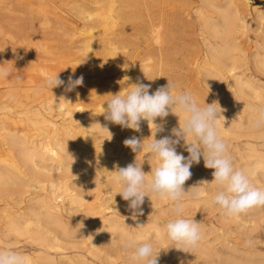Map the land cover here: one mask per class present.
<instances>
[{"label":"bare ground","instance_id":"bare-ground-1","mask_svg":"<svg viewBox=\"0 0 264 264\" xmlns=\"http://www.w3.org/2000/svg\"><path fill=\"white\" fill-rule=\"evenodd\" d=\"M100 1L105 2L108 6L100 4ZM116 1L97 0L94 2L96 13L94 15L88 14L86 17V20L90 21V25L79 29L80 34L87 33L84 38V47L82 48L85 52L88 53L94 44L95 37L90 26L101 24L104 28H109L110 25L115 23L117 16L126 13L122 9L114 13L113 5ZM201 1L205 6L217 7L212 0ZM26 2H28L27 8L31 9L33 6L31 0H26ZM163 2L164 0L158 5V8L160 7L159 12L149 18L151 19L150 26L145 27L141 31V48H136L133 54H125L124 60L115 58L117 54H120L115 52L116 41L108 38L104 33L100 36V40L104 45L103 50L109 53V63L114 62L109 65L111 74L116 76V83L115 79L111 80L109 83L113 81L112 86H108V89L100 93V95L109 100L112 95L118 93L121 95L126 94L130 90L131 85L137 82L150 84L151 93L157 88L167 85L168 81L174 86L173 91L175 93L183 90V86L180 83L182 79L195 78L198 84L204 85L205 88L209 89L217 101L219 113L217 121L218 131L227 146V152L234 166L245 170L254 186L264 189V127L256 128L253 126L257 110L264 108V93L248 77L245 79L242 77L243 72L241 70L245 67L247 69L248 65L246 63L245 67L241 65L245 58L242 57L243 49L242 51L239 49V42L237 43V36L235 35L245 33L243 32L244 29H247V26L251 24L246 19L247 14L242 10V6H248L247 1L226 0L225 7H220L222 4L218 6L215 11H217L221 19V24H211L206 21L208 20L207 17L206 20L201 21L203 29L201 34L205 35L202 41L203 39L206 41L203 45L205 50H202L200 57L192 63L193 68L173 67L176 63L182 62L181 64H185V62L181 59V55H183L181 51L183 52V50L174 41L175 26L173 28L175 31L169 25L168 27L166 26L173 19V9L164 11ZM42 3L39 2L38 10L46 17L48 13ZM220 8L225 9L218 10ZM210 18L211 21L212 19L214 20V18ZM202 19H204L203 16ZM257 19L261 20V17ZM261 24L258 25V28H260ZM261 29H264V27H261ZM260 32L259 30L255 34L257 38L259 36L264 37V35L259 34ZM72 37H75V34ZM209 39H212V41ZM39 46L44 53H50L53 50L50 46ZM72 54L74 55L75 52ZM258 55L256 53L253 62L256 65L257 72L264 73V62L257 58ZM133 57L134 59L132 60ZM3 58L7 57L0 53V59ZM96 58V53L89 57V66H95ZM67 61H70V59H67ZM67 61L62 60V63H65L63 67H52L48 68L49 70L42 68L39 71V74L42 75L39 82L44 86L49 97L43 103L28 106L24 113L25 119L13 117L11 113L0 116V161L4 162H0V189L1 191L3 189H6L5 191L11 190L17 195L16 200L13 202L16 206L24 203L26 198L24 209L15 211L6 209L3 212L1 211L3 214L1 213L0 223L3 224V227H0L6 228L10 235H29L32 243L39 245L45 251L60 252L66 249L65 245L67 243L64 242L65 240H61L60 235L66 237L70 235L76 236L77 234L78 237L83 236L91 242V244L89 242L90 245L87 251L94 254L90 255L95 256L101 249H97L98 245L96 243L98 242L95 243L94 240L100 238V245H114L117 242L124 241L123 237L129 231V227L119 218H108L104 215L107 209H117L121 205L118 199L114 206L112 205L111 207L108 204L111 197L113 198V193H118L121 188L114 179L115 171L120 167H126L128 164L134 163L136 160L142 163L143 171L148 174L151 171V165L154 166V161L148 157V154L143 152L134 153L131 148L124 145L123 141L130 138L129 135L134 130L123 128L107 121L104 115L99 114L103 111V106L100 103L96 107H87L86 95L89 94V90L84 89V86L81 89L72 91H65L62 86L53 89L45 86V78L49 75L58 73L59 78L66 81H68L69 76L73 78L76 76L73 68L66 66ZM240 68L242 69L240 70ZM81 75L85 77L86 73L79 74L77 77ZM117 78H119L118 81ZM115 84L118 86H114ZM9 91V88H2L0 97L6 98L10 93ZM180 118H183L182 115ZM24 120L34 127H46V136L38 138L39 134L35 136L31 132V128H18L16 130V128L11 127V125L18 124ZM160 122L164 125L163 132L169 135L172 128L179 127V117L171 111L163 121L160 118L155 121L157 124H160ZM144 124L149 126L147 121L142 120L140 128H143ZM101 138L106 139L107 144L99 142ZM183 144L184 142L181 141L176 146V150L187 157L189 154ZM112 155L113 158L109 159L108 157ZM99 156H104L101 159L102 162H93V165L91 160ZM80 161L85 163V165L83 164V171L78 169L79 166L82 167V165L77 164ZM109 162L111 164L115 163L116 166H113L110 170L107 169L106 172L98 167L106 165V163L109 165ZM48 163H51V166ZM190 171L192 175L185 182V191L193 186H199L202 195L200 199L206 201L205 204L208 203L209 205L211 198H207L210 197L209 195L214 194H207L206 187L210 184L207 185L205 182H212L214 169L206 168L203 157H201L200 162L198 164L194 163ZM73 177H80V179L70 181ZM186 183L189 186H186ZM101 188H105V190L103 191ZM107 193L112 195L106 197L107 199L109 198L106 201L103 196L107 195ZM160 199L162 198L150 195L144 198L143 203H156ZM158 204L160 203L153 204L152 207ZM73 206L83 207L85 213L90 216V219L86 222L85 229L80 230L79 227L80 231L77 229L72 231L75 226L72 225L73 223L65 221L63 217L64 213L67 214L69 208ZM213 207L218 208L219 219L223 229L232 223L234 230L243 231L245 226H247L252 231L264 222V209L259 206H254L235 216H227L218 206ZM5 208H9V206ZM109 230H113L115 233L118 232L119 236L108 234L109 238L106 239L107 234H105V231ZM51 233L53 235L49 236ZM104 235L106 236L104 237ZM83 242L85 241L83 240ZM83 242L81 244H73L72 242V245L68 244L73 246V249L80 245L78 249H82ZM36 255L40 259H45L48 264H54L52 261L54 257L48 253L40 252ZM197 255H203L204 258L213 256L208 245L203 243L192 248L190 252L175 248L171 256L180 261H187ZM79 256L77 259L75 258L79 261V264H86L85 258L79 259ZM64 258L68 259L66 256ZM196 258L195 260H198ZM252 260L254 261V259ZM252 260L242 262L225 256V258H221L220 264H253ZM257 261V264H264V254H261ZM196 262L194 263L196 264Z\"/></svg>","mask_w":264,"mask_h":264},{"label":"rangeland","instance_id":"rangeland-1","mask_svg":"<svg viewBox=\"0 0 264 264\" xmlns=\"http://www.w3.org/2000/svg\"><path fill=\"white\" fill-rule=\"evenodd\" d=\"M95 1L97 0H31L33 6L29 9L27 8L28 2H26V0H0V53L7 57L0 59V67L6 68L10 73L7 78L0 79V90L4 87L10 89V93L6 98L0 97V116H4L6 113H11L13 117L25 119L24 113L28 106L43 103L48 100L49 94L46 93V89L39 82L40 77H42V75L39 74V71L42 68L63 67L65 66V63H62V60L67 61V59H70V61H67L68 63L66 66L68 68H73L76 74L73 79L79 74L86 73V76L83 77V84L77 86L73 90L81 89L83 86L84 89L89 90V94L86 95V104L88 103V108L92 106L96 107L99 103L104 108H107V100L105 97H102L100 93L108 89V86H112L111 84L113 81L111 83L109 82L115 79L116 76L111 74L112 72L110 71L109 65L114 62L109 63V53L106 50H103L104 45L100 40V36L104 33L108 38L116 41L115 52L120 54H117L115 58L124 60L125 54H133L136 48H141V31L145 27L150 26L151 19L149 18L153 14L159 12L160 7L158 8V5L161 4L162 0H117L113 5L114 13L120 9L124 10L126 13L117 16L115 23L110 25L109 28H104L101 24L90 26L95 38L92 48H90L87 53L82 50L84 47V38L87 36V33L80 34L79 29L90 25V21L86 20V17L88 14L94 15L96 13L94 10L96 6L94 4ZM212 1L216 3L213 4L217 5V7L221 4L222 6L220 7L226 6V0ZM246 1L248 6H242V10L247 14L246 19L248 22L250 21L251 24L249 23L250 25L247 26V29H244L243 32L245 33L241 35L235 34L237 36L236 41L237 43L239 42V49H241V51L243 49L244 51H242V57L245 59L242 61L241 65H248L247 69H245V66V68L241 66L244 69L240 68V70L242 69V77L244 79L248 77L252 83L264 93V73H260V71L257 72L258 70L253 62L256 53L259 54L257 58L264 62V57H262L264 56V37L259 36L260 38H257L255 35L259 30L261 31L259 34L264 35V32H262L264 29H261V27H264V0ZM39 2H43L42 5L45 10H47L48 14L46 17H44L38 10ZM163 3L164 11L173 9V19L171 22L167 23L166 26L168 27L169 25L173 31L176 30V33L174 32V41L179 48L183 50V52L181 51V53H183L181 59L185 62V64H181L182 62L176 63L173 67L183 66L193 68L192 63L195 59L197 60L200 57L202 50H205L203 45L206 41L204 39V42L202 41V38H204L205 35L201 34L203 31L201 21L206 20L207 17L208 20L206 21L209 23H216L217 25L218 23L221 24V19L218 16L217 11H215L217 10V7L214 5L213 6L216 8L211 7V5L205 6L202 4L203 2L201 0H164ZM100 4H104L106 7L108 6V4L105 2L103 3L102 1H100ZM224 9L225 8H220L218 10ZM202 16L204 19L201 20ZM210 17L214 18V20L212 19L211 21ZM259 17H261V20L257 19ZM258 22L259 24L262 23V26H259L260 28H258ZM74 34L75 37H72ZM209 40L212 41V39ZM58 44H60L59 47H57ZM39 45L50 46L53 50H51L50 53H44ZM73 52H75L74 55L72 54ZM93 53H96L97 55V62L94 67L89 66L88 63V59ZM133 59L134 57L132 60ZM90 64L92 65V63ZM118 79L119 78H117V81ZM64 81L65 85L62 87L65 88L67 81ZM180 83L183 86L182 91L189 92L198 106L203 107L205 106V103H213L217 108L218 104L212 93L209 89L205 88L204 85L198 84L197 81H195V78H185L182 79ZM114 86L118 85L115 84ZM102 112L99 114L104 115ZM30 126L31 125L26 120L11 125V127L16 128V130H18V128H31L30 130L35 136L39 134L38 138L46 136V127L35 126L37 127V129H35L34 126ZM142 127V131H132L129 137L136 136L141 140L149 138L151 136L152 126L150 125L149 127L147 124H144ZM40 133L44 136H41ZM164 135L168 136L169 134L159 132L156 135V139H160ZM99 142L107 144V140L104 138L99 139ZM103 157L104 156H99L92 159V164L94 165L96 162L101 163ZM108 158H113V155ZM0 162L4 163L3 161ZM109 163V165L106 163V165L98 167L104 169L106 172L107 169L110 170L113 166H116L115 163ZM77 164L82 165V167L79 166L78 169L79 171H83L82 168L85 165L84 161H80ZM48 165L51 166V163H48ZM78 179H80V177H73L70 181H77ZM209 184L210 182L207 183V185ZM186 186H189V184L186 183ZM214 187L215 189H213ZM101 189L103 191L105 190V188ZM206 189L208 195L214 194L216 186L210 184ZM5 190L6 189H3V192L0 189V216L6 209L14 211L24 209L23 207L26 204V198L24 199V203L16 206L13 202L16 200L15 198L17 195L11 190ZM108 194L109 193H107V195ZM107 195L105 194L103 196L106 201L109 199L106 197H110L112 194H109V196ZM112 196L113 198L111 197L108 204L112 207V205L114 206L118 202V199L120 200L119 203L121 205L118 206L119 208L117 209H107L104 213L105 217L119 218V220L129 227V231L126 234L127 236L125 235L123 237L124 240L133 238L137 243L150 240L153 244L154 253L159 252V264H195V261H197L196 264H220L221 258H225V256H229L230 258L242 262H249L254 259V261L252 260L253 264H257L258 258L261 257V254H264V222H262L261 225L259 224V226L252 231H250L247 226H245L243 231L234 230L232 223L228 224L227 227L223 229L219 219L218 208H214L210 203V206L208 203L205 204L206 201L201 199H188L185 202L183 216L184 218H193L196 222L200 223L201 240L198 245L200 243L208 245L213 256L204 258L203 255H197L196 257L198 260H195L196 257H192L195 261L188 259V262L182 259V261L176 258L174 259L171 255L175 249V245L168 239L163 231V225L169 219L174 218L171 203L165 199H160V201H157L156 203H143L140 209L142 214L137 215L136 219H133L132 212L128 208L129 202L123 200L120 194L113 193ZM209 196L210 197L207 196V199L212 197V195ZM157 203H160L161 205L158 204L152 207L153 204L155 205ZM144 204L145 206H143ZM7 206H9V208H5ZM259 207L264 209V206ZM83 209V207L73 206L72 208H69L67 214L64 213L63 217L65 221H69L75 226L72 231L76 229L79 230V227L80 230L85 229L86 222L90 219V216H88ZM2 225L3 224L0 223V226ZM2 227H0V249H11L19 254L27 256L29 259L28 264H48L45 259L37 257L36 254L40 252L48 253L50 256L54 257V260H52L54 264H79V261L76 260L78 255H80L79 259L85 258L84 260H86V264H128V253L122 249V242H117L114 245L109 244L110 246L104 244L100 245L99 243L101 242V239H96L94 241L95 243L98 242L96 243L98 245L97 249H101V252L98 250L99 252H97L95 256H92L94 254L88 253L87 251L91 244L88 239L83 236L78 237L77 234V237L74 235L66 237L60 235L61 240L63 239L65 240L64 242L67 243V245H65L66 249H63L60 252L52 250L45 251L40 248L39 245L32 243L30 240L31 238L29 239V235L26 234L28 237L24 234L23 236L10 235V232L8 233V230L6 228L3 229ZM109 231H105L107 236L104 235V237L106 236V239L109 238L108 234L119 236L118 232H116V234L113 230ZM52 235L53 233L49 234V236ZM81 239L82 241H80ZM83 240L85 242H83ZM71 242L73 244H81V242H83L84 244L81 246L82 249H78L80 245L73 249V246H70L72 245ZM130 251L131 250H128L129 253ZM106 255H109L110 257ZM64 256L68 257V259L64 258Z\"/></svg>","mask_w":264,"mask_h":264},{"label":"clouds","instance_id":"clouds-1","mask_svg":"<svg viewBox=\"0 0 264 264\" xmlns=\"http://www.w3.org/2000/svg\"><path fill=\"white\" fill-rule=\"evenodd\" d=\"M9 75L6 68L0 67V79ZM83 79L82 75L75 79L69 76L65 91L81 86ZM63 85L65 81L58 73L45 78V86L50 89ZM150 87V84L134 83L126 94L112 95L106 101L107 108L103 107L105 119L123 128L139 132L142 120L152 126L149 138L141 140L132 136L123 141L132 152L148 154L154 161L151 172L146 174L142 163L136 160L118 168L114 179L121 188L117 194L129 202L133 219L142 214L140 209L146 196L169 201L174 218L163 225V231L176 249L190 252L201 240V228L193 218H184L183 212L186 200H199L201 191L199 186L185 191L184 185L192 175V165L198 164L201 157L206 168L214 169L210 184L216 186V191L209 203L218 206L225 215L235 216L254 206H264V189L254 186L245 170L234 166L218 131L219 113L213 103L200 107L189 92L174 93L169 81L151 93ZM170 111L179 117V127L172 128L170 135L156 139L157 133L164 131V125L155 121L157 118L163 121ZM253 126L264 127V108L257 110ZM181 141L189 154L187 157L176 150ZM122 249L128 253V264H159V252L154 253L150 240L137 243L129 238L122 241ZM0 264H28V259L11 249H0Z\"/></svg>","mask_w":264,"mask_h":264}]
</instances>
